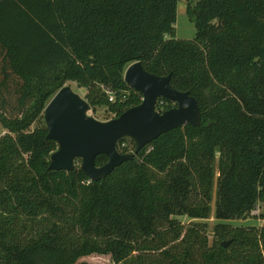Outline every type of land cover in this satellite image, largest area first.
Wrapping results in <instances>:
<instances>
[{
  "label": "trees",
  "instance_id": "16d2710c",
  "mask_svg": "<svg viewBox=\"0 0 264 264\" xmlns=\"http://www.w3.org/2000/svg\"><path fill=\"white\" fill-rule=\"evenodd\" d=\"M178 2L0 0V264H264V225L227 222L264 220V0H188L192 39L175 37ZM136 61L171 73L201 123L160 134L98 181L79 159L50 169L53 94L75 84L90 109L118 116L142 100L124 80Z\"/></svg>",
  "mask_w": 264,
  "mask_h": 264
},
{
  "label": "water",
  "instance_id": "95a60500",
  "mask_svg": "<svg viewBox=\"0 0 264 264\" xmlns=\"http://www.w3.org/2000/svg\"><path fill=\"white\" fill-rule=\"evenodd\" d=\"M170 79L171 73H150L139 61L129 64L124 71V80L141 93L142 100L106 121L88 114V101L71 85L62 86L47 102L43 112L47 137L57 144L50 154L49 168L70 171L79 159L85 175L98 181L132 159L160 134L180 125H199L201 113L196 99L188 91L174 88ZM160 98L176 105L159 111L156 105ZM123 137L134 140V152L122 153L117 149V142ZM100 154L106 155L108 161L97 166L95 158ZM229 243L230 240L222 242L223 246Z\"/></svg>",
  "mask_w": 264,
  "mask_h": 264
},
{
  "label": "rangeland",
  "instance_id": "374dc122",
  "mask_svg": "<svg viewBox=\"0 0 264 264\" xmlns=\"http://www.w3.org/2000/svg\"><path fill=\"white\" fill-rule=\"evenodd\" d=\"M196 1L197 0H189L191 4H194ZM187 2L188 0H179L178 6H177V17H176V22H175V37L178 39H192L194 38L195 33H196V28L194 26V23L188 19L187 14L185 12ZM72 88L74 89V91L77 90L76 92L80 93L81 96H84V91L82 92L81 90L77 89L75 87V84L72 85ZM165 106L166 105L164 103H161V106L156 107V108L157 110L161 111ZM88 114L102 121H106V120H109L115 117L113 113L108 111L105 107H101V106H98L94 109H89ZM5 132H6L5 129L2 128L0 124V135L4 134ZM122 145L130 148L127 153L134 152V143L131 140V138L126 137ZM215 200H216V188L214 186V189L212 192V199L210 203L211 205L210 218L207 220L209 223L208 224L209 229L211 228L212 223L215 221L213 218ZM252 213L257 214L258 210L256 209ZM176 218L183 223H187L190 221V219H188L186 216H183V215H177ZM227 222L233 225H245V224L246 225H264V220L253 219V218H248L245 220H233V221H227ZM209 235L211 236V232H209ZM82 259L88 262H100L102 264H112L108 255H100V256L92 255V256L84 257Z\"/></svg>",
  "mask_w": 264,
  "mask_h": 264
},
{
  "label": "built area",
  "instance_id": "2783aa9c",
  "mask_svg": "<svg viewBox=\"0 0 264 264\" xmlns=\"http://www.w3.org/2000/svg\"><path fill=\"white\" fill-rule=\"evenodd\" d=\"M101 87H102V90L104 91V93L106 94V96L108 97V99L110 101H113L114 100V96H115L114 92L107 86L101 85Z\"/></svg>",
  "mask_w": 264,
  "mask_h": 264
}]
</instances>
